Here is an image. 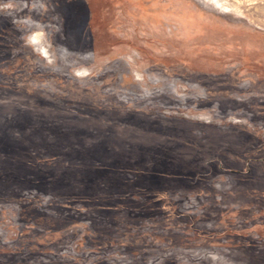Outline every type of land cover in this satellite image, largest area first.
<instances>
[{"label":"rangeland","instance_id":"rangeland-1","mask_svg":"<svg viewBox=\"0 0 264 264\" xmlns=\"http://www.w3.org/2000/svg\"><path fill=\"white\" fill-rule=\"evenodd\" d=\"M0 264H264V0H0Z\"/></svg>","mask_w":264,"mask_h":264},{"label":"bare ground","instance_id":"bare-ground-1","mask_svg":"<svg viewBox=\"0 0 264 264\" xmlns=\"http://www.w3.org/2000/svg\"><path fill=\"white\" fill-rule=\"evenodd\" d=\"M30 42L44 60L49 58L48 52L43 44L41 37H39L37 34H33L30 38Z\"/></svg>","mask_w":264,"mask_h":264},{"label":"trees","instance_id":"trees-1","mask_svg":"<svg viewBox=\"0 0 264 264\" xmlns=\"http://www.w3.org/2000/svg\"><path fill=\"white\" fill-rule=\"evenodd\" d=\"M6 145H8V144H6ZM6 145H4L3 147H7ZM195 178H196V176H195ZM170 215H172V214H170ZM176 217L188 218L187 215H183V214H180V215L178 214V215H176Z\"/></svg>","mask_w":264,"mask_h":264},{"label":"clouds","instance_id":"clouds-1","mask_svg":"<svg viewBox=\"0 0 264 264\" xmlns=\"http://www.w3.org/2000/svg\"><path fill=\"white\" fill-rule=\"evenodd\" d=\"M212 258L215 259V256H213Z\"/></svg>","mask_w":264,"mask_h":264}]
</instances>
